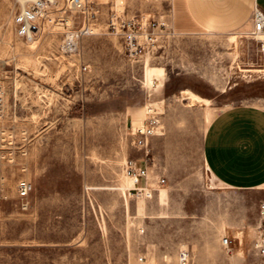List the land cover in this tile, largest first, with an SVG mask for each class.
Instances as JSON below:
<instances>
[{"label": "rangeland", "instance_id": "374dc122", "mask_svg": "<svg viewBox=\"0 0 264 264\" xmlns=\"http://www.w3.org/2000/svg\"><path fill=\"white\" fill-rule=\"evenodd\" d=\"M94 6V32L68 50L66 31L83 22L69 0L39 19L32 42L16 34L19 1L0 0V264H177L180 248L192 264H264L256 246L264 186L228 188L203 154L222 110L264 107L259 37L253 28L179 31L173 0ZM112 10L153 25L155 40L141 58L130 60L107 31ZM186 89L202 101L191 103ZM148 109L160 133L149 139L147 163L166 182L145 199L129 195L123 164L145 158L133 129ZM22 178L34 185L27 211L18 206Z\"/></svg>", "mask_w": 264, "mask_h": 264}, {"label": "crops", "instance_id": "0c3cea01", "mask_svg": "<svg viewBox=\"0 0 264 264\" xmlns=\"http://www.w3.org/2000/svg\"><path fill=\"white\" fill-rule=\"evenodd\" d=\"M257 8L264 10V0H173V22L182 32L226 34L253 28ZM17 13L12 20L20 37ZM203 154L210 171L228 188H262L264 107L238 104L222 110L206 131Z\"/></svg>", "mask_w": 264, "mask_h": 264}, {"label": "built area", "instance_id": "2783aa9c", "mask_svg": "<svg viewBox=\"0 0 264 264\" xmlns=\"http://www.w3.org/2000/svg\"><path fill=\"white\" fill-rule=\"evenodd\" d=\"M20 7L15 17L17 33L26 42H32L41 30L39 19L44 17L48 9L57 0H18ZM96 0H69L70 6L83 13V22L78 29H69L65 33L63 48L77 50L83 36L92 34L96 25L98 9L94 6ZM252 33L259 37L260 49L264 53V10L257 8L253 15ZM155 25V24H154ZM153 25L146 17H127L116 10H112L106 20V29L123 40L124 51L130 60H137L144 56L155 37L151 30ZM144 36V37H143ZM4 90L0 84V98ZM149 116L146 123L133 129L135 135L133 144L139 150L145 151V158L127 159L123 164V172L131 180L129 195L152 198L155 191L164 185L166 179L162 176L155 179L150 170L147 160L149 158V139L160 133V120L153 109H148ZM34 189L33 183L25 178L19 180L17 185L18 206L22 211L30 208V194ZM3 199L0 193V205ZM261 215L264 218V203L261 204ZM230 243L229 237L223 238V244ZM256 246L264 254V229L259 235ZM177 264H192L190 251L180 248L177 255ZM140 261L145 262L146 257L140 256Z\"/></svg>", "mask_w": 264, "mask_h": 264}, {"label": "bare ground", "instance_id": "6f19581e", "mask_svg": "<svg viewBox=\"0 0 264 264\" xmlns=\"http://www.w3.org/2000/svg\"><path fill=\"white\" fill-rule=\"evenodd\" d=\"M156 69V68H155ZM158 70H159V68H157ZM159 72H161V71H159ZM151 80H153L152 78H151ZM152 82V81H151ZM183 93H184V95H185V98H190V100L191 101H193L194 103H196V102H201L202 101V99L200 98V97H198V96H195L194 94H192L191 95V92L188 90V89H186V90H184V91H182ZM194 95V96H193Z\"/></svg>", "mask_w": 264, "mask_h": 264}]
</instances>
